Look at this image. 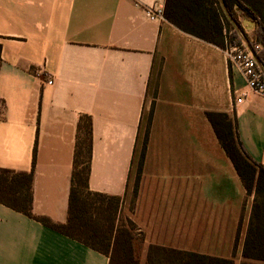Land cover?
Instances as JSON below:
<instances>
[{"label":"crops","instance_id":"obj_1","mask_svg":"<svg viewBox=\"0 0 264 264\" xmlns=\"http://www.w3.org/2000/svg\"><path fill=\"white\" fill-rule=\"evenodd\" d=\"M166 1L0 0V169L28 172L35 152L33 212L66 223L90 120L89 190L120 198L116 224L132 230L139 264L151 245L264 264L243 255L253 195L206 114H228L264 163V95L218 43L229 28L219 1L171 3L187 29L148 16ZM233 13L253 41L256 21ZM0 264L109 256L0 202Z\"/></svg>","mask_w":264,"mask_h":264},{"label":"trees","instance_id":"obj_2","mask_svg":"<svg viewBox=\"0 0 264 264\" xmlns=\"http://www.w3.org/2000/svg\"><path fill=\"white\" fill-rule=\"evenodd\" d=\"M217 1H219L223 16L229 24L227 37L218 43L225 47L228 41L240 44L243 43V38H247L240 22L233 13V6L236 5L248 17L256 21L255 39L250 43L256 59L264 69V0ZM173 2L175 0L166 1L165 16L187 29L173 14L169 13V7ZM224 6L236 20L240 29L226 16ZM206 114L213 125L220 144L232 161L246 194L253 195L243 255L246 258L264 262V163L255 161L245 150L234 121L228 114L215 111H207ZM80 130L81 123L78 127L79 132ZM79 132L66 223H55L47 217L36 215L33 212L32 182L35 152L32 168L28 172L0 169V202L104 252L109 256V264H139L133 244L134 234L132 230L123 224H116L120 198L89 190L92 153L90 120L85 127V136L81 137ZM146 264H234V262L229 258L151 245ZM241 264L261 263L242 262Z\"/></svg>","mask_w":264,"mask_h":264},{"label":"built area","instance_id":"obj_3","mask_svg":"<svg viewBox=\"0 0 264 264\" xmlns=\"http://www.w3.org/2000/svg\"><path fill=\"white\" fill-rule=\"evenodd\" d=\"M164 2H155L146 8V13L151 19H164ZM225 51L232 65L237 67L245 76L248 87L259 94L264 95V69L260 66L256 56L247 47L246 43H226ZM48 83H53L49 78ZM245 94L237 98L238 102L244 100Z\"/></svg>","mask_w":264,"mask_h":264},{"label":"water","instance_id":"obj_4","mask_svg":"<svg viewBox=\"0 0 264 264\" xmlns=\"http://www.w3.org/2000/svg\"><path fill=\"white\" fill-rule=\"evenodd\" d=\"M228 15H229L230 19L232 20V22L237 26V28L240 29V26L238 25V23L236 22V20L233 18V16H232L230 13H228ZM244 41H245L247 47H248V48L252 51V53L255 55V52H254V50H253V48H252V45H251L250 41H249L247 38H244Z\"/></svg>","mask_w":264,"mask_h":264},{"label":"rangeland","instance_id":"obj_5","mask_svg":"<svg viewBox=\"0 0 264 264\" xmlns=\"http://www.w3.org/2000/svg\"><path fill=\"white\" fill-rule=\"evenodd\" d=\"M245 13V12H244Z\"/></svg>","mask_w":264,"mask_h":264}]
</instances>
